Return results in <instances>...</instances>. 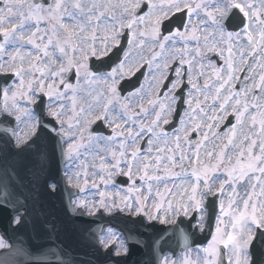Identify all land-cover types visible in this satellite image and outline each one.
<instances>
[{
    "label": "snow or ice",
    "instance_id": "6c2138e0",
    "mask_svg": "<svg viewBox=\"0 0 264 264\" xmlns=\"http://www.w3.org/2000/svg\"><path fill=\"white\" fill-rule=\"evenodd\" d=\"M146 45L148 58L139 55ZM145 68L155 98L143 81L128 90ZM82 84L102 90L84 95ZM0 98V213L7 221L0 264L21 256L25 264H67L56 241L69 220L85 218L81 209L90 217L82 238L114 264L126 258V240L114 227H93L98 220L120 226L146 218L148 239H136L149 257L144 264H190L168 252L178 235L205 230L211 240L203 264H218L219 245L227 264H257L252 248L257 241L264 247V0H0ZM172 137L175 147H156ZM211 139L221 141L218 150L206 148ZM85 140L117 145L110 160L100 156L101 182L122 174L131 181L128 194L100 191L92 203L70 199L63 216L45 212L41 190L54 195L66 180L84 192L89 184L87 165H79L83 174L69 170ZM58 157L69 162L63 175L50 165ZM153 165L164 175H150ZM166 176L181 183L153 194V182ZM29 236L53 246L32 253Z\"/></svg>",
    "mask_w": 264,
    "mask_h": 264
},
{
    "label": "water",
    "instance_id": "95a60500",
    "mask_svg": "<svg viewBox=\"0 0 264 264\" xmlns=\"http://www.w3.org/2000/svg\"><path fill=\"white\" fill-rule=\"evenodd\" d=\"M138 83L133 82L131 84V82L129 81V84L127 85L128 90H131L134 87H138ZM67 191H68V194L66 195V197H59V199H60L59 202L52 203L53 205L50 208L57 206V207L62 208L64 210V208L68 204L71 196L74 195V192H70L71 190L67 189ZM51 196H53V195H51ZM40 197L44 198L42 203H45L46 205H48V203L46 201V197H49L47 195V192L41 190L40 191ZM51 213L59 216L57 213H53V212H51ZM2 216H3V218H2ZM120 216H122V215H120ZM0 218L2 220V221H0V232H2L4 230V228L6 227L7 221H6L4 213H0ZM88 219H90V218H88L86 216L84 219H75V220H73L74 223H81L84 225L77 227L74 224H68L67 228L64 229L66 234L68 236L72 237L74 242L77 244L78 243H80V244L88 243L82 238V235H81V232L86 231V229H87V220ZM131 219H133V218H131ZM134 219H136V218H134ZM214 219H215V214L213 215L212 227L214 224ZM107 225H110V224H107V223H104L103 221L98 220L96 222V224L93 225V227L104 229ZM111 225L116 227L121 232L124 239L126 240V245L129 249V252H128L126 258H124V257L119 258V264H144V261L147 260L149 257L147 256L143 246L139 245L136 242V239L138 237H142L145 240L148 239V233L150 232V229L146 227L148 225V223H145L144 219L142 218V224L141 223H137V224H131V223L122 224L121 223L120 226H117L116 224H111ZM210 233L211 232L205 230V232H203V233L197 232L195 236L187 234V238H183V237L178 235L175 238L173 250L170 252L173 253V255H176L179 250H185V249H187L191 246H195L197 244L201 245V244L207 242V240L210 237ZM10 235H11V233H10ZM129 237H131V238L129 239ZM87 250H88L87 252L81 251V254L78 255V258H77V260H75L74 264H114L113 260H111L108 256L103 254L102 249L100 251H97L95 248H93L90 245V243H88L87 244ZM252 252L255 255V259L257 261V264H261V262L264 261V247L260 246L259 241H257L256 244H254V246L252 248ZM23 260L24 261H22L20 263L17 261V264H25V258L24 257H23ZM221 263H223L222 253L220 256V264ZM70 264H73V262H70Z\"/></svg>",
    "mask_w": 264,
    "mask_h": 264
},
{
    "label": "rangeland",
    "instance_id": "374dc122",
    "mask_svg": "<svg viewBox=\"0 0 264 264\" xmlns=\"http://www.w3.org/2000/svg\"><path fill=\"white\" fill-rule=\"evenodd\" d=\"M98 3H102V4H105L107 2H109V0H97ZM103 11H105L106 9H102ZM150 78L152 79V77L150 76ZM150 80H146L144 81V85H145V92L146 93H150L152 94V98H155V93L153 92V89L155 88V84H150L149 82L151 81ZM82 88V85L80 86ZM69 96H71V94H69ZM78 98V97H77ZM69 102H70V99L68 101V106L69 105ZM125 103H127V101H124ZM140 102H143V103H146V101H137L136 103H140ZM86 136V134H85ZM85 144H87V141H83ZM92 147L95 148L96 152H95V160L97 162H95V165L93 163V165L95 166V168L97 170L96 171V177L94 178H89V184L87 186H85V191L82 192V194H80L76 199L74 200H77V199H83V200H86L88 201L89 203H92V202H95L96 199H98L99 197V192L100 191H104L106 194L108 195H111V196H117L119 195V197H123L125 195H127V188L130 186L131 184V181H130V184L129 186L125 187V188H121L117 185H115L113 182L109 183V184H104L101 182V176H107V173L106 172H102L100 170V156L103 155L105 156L108 160L111 159V156H110V152L112 149L116 148L117 145L115 144H110V145H104V144H101V145H96V144H93ZM156 147H175V144H174V137L170 138L168 144H165L163 141H160ZM144 149H147V145L144 147ZM218 150V149H217ZM131 151V149H129V152ZM155 155V149H153V156ZM161 155H165V153H162ZM178 155V153H177ZM142 158V157H141ZM81 159V155H80V158L79 160H76L74 162L71 163V166H70V172L71 173H75L76 171H80L82 174L83 172L79 169L78 166H76V162H79ZM82 164H85L82 160ZM69 165V162L67 163V166ZM153 167V171L150 172L149 174L150 175H154V174H159V175H164L163 173V166L160 167L159 171H156L155 170V165L152 166ZM127 169L125 168V171ZM134 172H135V167H134ZM175 172L179 173L181 172V169L179 167H176L174 169ZM97 182L98 184V189L96 188H92L91 187V184L93 182ZM80 183L83 185V175L81 176V181ZM165 183L167 184V186L169 188H172L174 185H179L181 183V177L180 176H166L165 177V180L164 182H161L159 184H157V182H153V194L155 193V191L157 189L163 191L164 190V187H165ZM137 187H141L142 186V182H140L138 180V183L136 184ZM217 186H218V181H217ZM144 187L146 188V185H144ZM90 190V194L87 195L86 192ZM231 189H227V191H230ZM238 190L240 191H244L243 188H239ZM259 189H257L258 191ZM226 191V192H227ZM143 194V193H142ZM135 194H133L134 196ZM227 195V193H226ZM225 202H226V198H225ZM152 201L150 200L149 201V204H151ZM86 210V209H84ZM87 212V210H86ZM124 213H127V212H124ZM129 214V213H128ZM107 230V229H106ZM215 230V229H214ZM211 240V239H210ZM207 246V245H206ZM204 246V247H206ZM203 247L201 248H196V249H190L188 251H185V252H180L176 257H174L173 259H176L177 261H184V260H187V261H190V264H203V258H204V253H203Z\"/></svg>",
    "mask_w": 264,
    "mask_h": 264
},
{
    "label": "flooded vegetation",
    "instance_id": "af4514ba",
    "mask_svg": "<svg viewBox=\"0 0 264 264\" xmlns=\"http://www.w3.org/2000/svg\"><path fill=\"white\" fill-rule=\"evenodd\" d=\"M160 2V0H157V3H159ZM206 2H208V3H211L212 2V0H206ZM120 3V0H109V2H107V3H105V5H118ZM106 12H107V14H108V16L110 17L111 15H112V10H111V8H106V10H105ZM116 14L117 15H119V11L117 10V12H116ZM195 19V18H194ZM101 27H103V24L101 25ZM203 42V41H202ZM210 43H212V42H214V41H209ZM127 46V45H126ZM150 49H151V45H146L145 46V48L143 49V51H141V52H139V55H144L146 58H148L149 57V53H150ZM225 54H227V53H225ZM132 55L134 56V57H137L138 56V53H137V50H135V49H133L132 50ZM216 59H218V57H216ZM222 63V62H221ZM147 71H148V69H147ZM201 83H202V81H201ZM90 87H94L97 91H98V89H100V88H98V87H96L95 85H92V86H90ZM88 89V86H85V85H83L82 84V90H83V92H86V90ZM247 130V127H245V129H244V131H246ZM239 131V130H238ZM211 135V134H210ZM193 139H196V136H193ZM211 140H213L214 141V143L217 145V146H221V141L220 140H218V139H211ZM225 143H226V140L224 141ZM84 143V142H83ZM208 143H210V141L208 142ZM237 143H239V141H237ZM88 148H90V147H88ZM228 152H229V155H235V151H231V150H229V149H226ZM51 166H52V164H50ZM53 167V166H52ZM54 168H57V167H54ZM70 170V169H69Z\"/></svg>",
    "mask_w": 264,
    "mask_h": 264
},
{
    "label": "bare ground",
    "instance_id": "6f19581e",
    "mask_svg": "<svg viewBox=\"0 0 264 264\" xmlns=\"http://www.w3.org/2000/svg\"><path fill=\"white\" fill-rule=\"evenodd\" d=\"M211 147H213V146H216V144L214 143V141L213 140H210V144H209Z\"/></svg>",
    "mask_w": 264,
    "mask_h": 264
}]
</instances>
